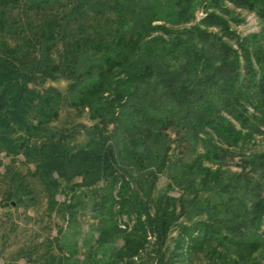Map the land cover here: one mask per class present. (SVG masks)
Returning <instances> with one entry per match:
<instances>
[{"label": "trees", "instance_id": "trees-1", "mask_svg": "<svg viewBox=\"0 0 264 264\" xmlns=\"http://www.w3.org/2000/svg\"><path fill=\"white\" fill-rule=\"evenodd\" d=\"M22 1L39 19L19 13ZM70 1L44 16L59 0H0V148L35 166L50 204L59 178L80 177L97 210L117 204L133 217L109 264L158 258L178 206L190 222L178 227L188 252L215 243L242 264H262L264 150L246 152L264 133V42L231 28L227 4L256 12L264 30V0ZM202 2L205 16L183 26ZM73 22L83 34H69ZM58 36L66 50L57 61ZM56 76L95 120L84 144L50 125L63 94L29 88ZM163 173L188 198L148 195Z\"/></svg>", "mask_w": 264, "mask_h": 264}, {"label": "rangeland", "instance_id": "rangeland-1", "mask_svg": "<svg viewBox=\"0 0 264 264\" xmlns=\"http://www.w3.org/2000/svg\"><path fill=\"white\" fill-rule=\"evenodd\" d=\"M72 2L59 0L58 4L48 5L44 16L54 11L56 13V8L62 9L57 13H62L65 7H71ZM227 5L234 17L230 21L231 28L243 37L256 34L264 42L263 24L256 12ZM24 8L29 11L32 20L39 19V13L25 7L22 1L19 13ZM194 16L192 23L183 26L196 23L205 16L204 2L197 5ZM68 29H71L70 35L83 34L77 22H73ZM212 30L217 31L216 28ZM57 41L52 55L58 61L63 58L66 49L65 40L58 36ZM68 83V79L56 76L44 82L30 83L29 88L43 93L46 88L54 87L63 94L58 115L50 125L67 129L70 132L69 140L80 145L87 140L84 127L92 126L95 120L91 119L87 107H77L67 98ZM30 140L37 141L34 137ZM247 148L246 153L264 150V133L255 136ZM170 153L179 156L180 152L175 148ZM124 154V157L128 156ZM232 170L238 168L233 166ZM132 178L136 181L138 177L133 175ZM81 180L75 177L66 182L59 178L54 202L50 204L35 166L28 163L21 153L10 154L0 148V264H109L113 261L114 254L123 246V231L130 229L133 217L128 218L126 212L116 213L117 204L97 210L95 203L98 198L89 188L81 185ZM169 182L166 173L159 175L151 190L145 187L147 194L154 197L166 192L174 198H188L179 186L174 185L169 189ZM101 187L103 184L97 185L96 189ZM176 212H179L178 218L166 232L160 256H152L154 254L149 251L148 264H242L230 246H215L214 243L203 252H188L187 241H178L181 238L178 227L190 222L179 206ZM125 224L128 227L125 228ZM148 249L152 251L151 247ZM250 252L247 254L254 258L263 255L261 250ZM261 261L264 264V258Z\"/></svg>", "mask_w": 264, "mask_h": 264}]
</instances>
